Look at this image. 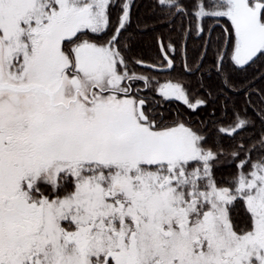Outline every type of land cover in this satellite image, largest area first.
<instances>
[{
	"label": "snow or ice",
	"instance_id": "obj_1",
	"mask_svg": "<svg viewBox=\"0 0 264 264\" xmlns=\"http://www.w3.org/2000/svg\"><path fill=\"white\" fill-rule=\"evenodd\" d=\"M138 8L0 0V264H264V0Z\"/></svg>",
	"mask_w": 264,
	"mask_h": 264
},
{
	"label": "trees",
	"instance_id": "obj_2",
	"mask_svg": "<svg viewBox=\"0 0 264 264\" xmlns=\"http://www.w3.org/2000/svg\"><path fill=\"white\" fill-rule=\"evenodd\" d=\"M136 3L139 5L138 9H134V27L131 31L135 32V43L137 46V49L139 51H142L145 53L146 58L151 59L155 56L156 52V45L154 41V35L155 33L151 31H142L140 29L135 28V24L138 21L140 25H144L145 23L151 25L155 22V17L152 16L150 12V4L151 0H136ZM159 27V26H158ZM161 31H164L162 28ZM166 35V32H165ZM196 51H197V44L192 39L188 40V56H189V62L196 57ZM257 69L250 70L248 75H251L253 71H256ZM179 71V68H178ZM257 87H264V82H260L257 84ZM238 104H243V98H239L237 100ZM176 104L171 105V110L173 113L176 110ZM201 115H204V113H201ZM256 131H259V125H257ZM231 169L224 167L219 172L218 175H227Z\"/></svg>",
	"mask_w": 264,
	"mask_h": 264
},
{
	"label": "rangeland",
	"instance_id": "obj_3",
	"mask_svg": "<svg viewBox=\"0 0 264 264\" xmlns=\"http://www.w3.org/2000/svg\"><path fill=\"white\" fill-rule=\"evenodd\" d=\"M164 79H165V77H163V76L160 77L161 82H163Z\"/></svg>",
	"mask_w": 264,
	"mask_h": 264
}]
</instances>
